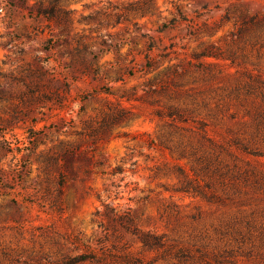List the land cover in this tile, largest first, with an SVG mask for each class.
Masks as SVG:
<instances>
[{
  "label": "rangeland",
  "instance_id": "rangeland-1",
  "mask_svg": "<svg viewBox=\"0 0 264 264\" xmlns=\"http://www.w3.org/2000/svg\"><path fill=\"white\" fill-rule=\"evenodd\" d=\"M51 1L0 0V264H264V0Z\"/></svg>",
  "mask_w": 264,
  "mask_h": 264
},
{
  "label": "trees",
  "instance_id": "trees-1",
  "mask_svg": "<svg viewBox=\"0 0 264 264\" xmlns=\"http://www.w3.org/2000/svg\"><path fill=\"white\" fill-rule=\"evenodd\" d=\"M31 12H34L35 15H40L47 20L53 21L57 23L58 25L66 24L69 21L68 19H69L70 11L60 7L58 5V0H53L49 2L48 5L46 6H44L42 2H38L34 10H32ZM253 20L254 19L252 18L251 21L253 22ZM49 41L51 40L49 39ZM132 115L133 114L126 108L119 107L114 113L110 115L111 121L109 123L104 122L103 125L106 127V125L110 126L112 123H118L123 120H129L132 117ZM235 143L238 144L242 148V150L248 153L255 154V155L262 154V152L260 153L258 151L250 149L249 146L245 143H242V142L241 143L235 142ZM75 151H77L76 147L72 148L71 150H68L67 152L75 153ZM100 163L101 161H97L94 163V165H99ZM143 241L145 242V240ZM60 263L61 264H71L73 263V261L67 256H63L62 260H60Z\"/></svg>",
  "mask_w": 264,
  "mask_h": 264
}]
</instances>
